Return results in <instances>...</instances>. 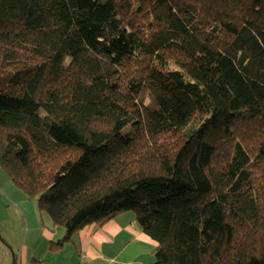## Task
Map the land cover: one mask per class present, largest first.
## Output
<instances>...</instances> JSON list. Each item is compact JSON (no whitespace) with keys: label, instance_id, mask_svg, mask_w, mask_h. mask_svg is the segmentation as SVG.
<instances>
[{"label":"trees","instance_id":"16d2710c","mask_svg":"<svg viewBox=\"0 0 264 264\" xmlns=\"http://www.w3.org/2000/svg\"><path fill=\"white\" fill-rule=\"evenodd\" d=\"M0 169L52 249L132 212L154 264H264V0H0Z\"/></svg>","mask_w":264,"mask_h":264},{"label":"crops","instance_id":"0c3cea01","mask_svg":"<svg viewBox=\"0 0 264 264\" xmlns=\"http://www.w3.org/2000/svg\"><path fill=\"white\" fill-rule=\"evenodd\" d=\"M0 235V264H154L158 247L135 214L126 212L104 225H88L52 249L65 230L1 169Z\"/></svg>","mask_w":264,"mask_h":264},{"label":"rangeland","instance_id":"374dc122","mask_svg":"<svg viewBox=\"0 0 264 264\" xmlns=\"http://www.w3.org/2000/svg\"><path fill=\"white\" fill-rule=\"evenodd\" d=\"M171 67H173V65Z\"/></svg>","mask_w":264,"mask_h":264},{"label":"water","instance_id":"95a60500","mask_svg":"<svg viewBox=\"0 0 264 264\" xmlns=\"http://www.w3.org/2000/svg\"><path fill=\"white\" fill-rule=\"evenodd\" d=\"M0 238H1V235H0Z\"/></svg>","mask_w":264,"mask_h":264}]
</instances>
